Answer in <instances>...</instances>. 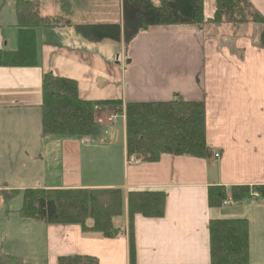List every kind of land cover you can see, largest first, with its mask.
<instances>
[{
	"label": "crops",
	"instance_id": "0c3cea01",
	"mask_svg": "<svg viewBox=\"0 0 264 264\" xmlns=\"http://www.w3.org/2000/svg\"><path fill=\"white\" fill-rule=\"evenodd\" d=\"M88 1L56 0L50 12L29 1L39 17L55 26L27 33L5 14L4 4L0 8V52L20 51L21 38L29 34L34 55L30 67L0 66V264L7 258L15 259L11 264H58L60 257L71 256L130 264L126 205L114 223L121 234L106 239L78 226H46L22 218L21 207L10 201L34 189H120L124 204L131 192L163 193L162 218H134V264H210V222L236 219L248 223V264H264V199L250 193L232 205L208 204L209 188L264 187V0H247L258 23L153 27L126 45L116 18L104 14L97 20L86 11ZM63 2L69 4L66 14ZM213 2L204 4L206 20L214 17ZM105 5L104 0L96 4ZM96 25H118L119 40H95L82 30ZM47 73L75 81L83 101L120 103L96 109L99 126L107 125L106 142L119 141L121 134L123 139L120 152L106 157L107 179L99 185L82 177L81 154L95 149L86 146L91 139L59 143L53 139L57 136L42 133L41 84ZM176 100L204 104L205 141L212 156L163 155L158 162H131L125 155V104ZM113 112L122 120L110 127ZM58 147L64 153L60 181L53 177L52 164L42 166Z\"/></svg>",
	"mask_w": 264,
	"mask_h": 264
},
{
	"label": "trees",
	"instance_id": "16d2710c",
	"mask_svg": "<svg viewBox=\"0 0 264 264\" xmlns=\"http://www.w3.org/2000/svg\"><path fill=\"white\" fill-rule=\"evenodd\" d=\"M124 31L126 40L138 32L153 27H178L204 23V0H125ZM212 20L221 23L230 13L237 22H245L250 6L247 0H216ZM61 10L68 13L69 4ZM16 19L21 32L36 28H52L55 22L39 17L35 5L17 0ZM95 40L118 41V25H96L82 28ZM27 37L29 34H25ZM21 38L20 51L0 52V66L30 67L34 55L31 37ZM264 44V33L261 34ZM33 64V65H32ZM42 133L44 136H100L98 113L101 106H118L119 101L89 102L79 98L75 81L52 73L42 77ZM119 110L116 111L118 113ZM125 155L147 162H158L163 155L209 159L211 149L205 141V108L203 103L183 100L157 103H127L124 106ZM256 192L264 199V187H233L208 189V204L219 208L223 201H242ZM127 208L129 260L134 264L135 247L133 221L136 216L160 219L164 215L165 195L159 192H131L120 189L26 190L19 214L22 218L42 222L46 226H78L82 232L114 239L121 234L115 220L121 219ZM210 264H248V223L246 220H214L209 224ZM2 264L15 262L7 258ZM58 264H97L86 256L60 257Z\"/></svg>",
	"mask_w": 264,
	"mask_h": 264
},
{
	"label": "rangeland",
	"instance_id": "374dc122",
	"mask_svg": "<svg viewBox=\"0 0 264 264\" xmlns=\"http://www.w3.org/2000/svg\"><path fill=\"white\" fill-rule=\"evenodd\" d=\"M29 1H35V2L39 3L40 10L42 12H50L52 10L51 5H52V3L54 4V1H55V5H56V0H29ZM97 1L98 0H89L85 4L86 11H88L89 13H92V15L95 18H97V20H102L104 14H106L108 17H112L113 19L116 18L117 24L118 25L120 24L119 26H121L123 31H125V29L127 28L126 27L127 26L126 19H125L126 1L125 0H104L106 5L103 8L96 6ZM204 1L206 2V0H204ZM213 1H214L213 6H214V12H215L216 0H213ZM151 2L153 5L159 6L158 0H151ZM2 4L5 5V8L3 9L5 14L7 13V15H9V17H12L14 20H16V18H14V17H16L15 16L16 0H0V8L2 7ZM207 7L208 6H206L204 8V13H203L204 16H205V14H207V15L209 14V9ZM205 9H206V11H205ZM119 11H122L120 18H118ZM212 19H213V17H212ZM204 21H205L204 23L192 24V25H187V26H195V25H200V26L201 25H213V26L217 25L218 26V25L222 24L223 22H230V24H232L233 26L240 24V22L234 21L232 19V16H230V13L222 18L221 23H215L214 21L212 22L210 20H206L205 17H204ZM246 21L258 23L250 11L247 14ZM227 24H229V23H227ZM187 26H184V27H187ZM77 35L78 34H76V32H73V36H77ZM67 36L71 37V32H68ZM135 37H133L129 41L126 40V42H124V44L125 45L129 44L130 41H132ZM140 39L145 40V38H141V37H140ZM113 113H115V112H113ZM117 119H118L117 122L122 120V118L119 114H118ZM117 124H119V122ZM106 126L107 125L105 122H103V124L101 123V125H100V136H98L95 139H91V142L89 144H86V146H90V147L95 148V149H91V152L88 153V155L85 153L87 156H89V158L87 159V156L84 154V152L81 154V156H82L81 160L83 161L82 165L84 166L83 167L84 168V175H82V177L85 180L89 179L91 183L96 184V185L101 184L102 181L107 179L106 170L109 167V165H108V161H106V157H110V156L114 157L116 154H118L120 152V149L122 147V142H123L122 141L123 139H121L122 134H121V136L119 135V137H118V138H120L119 141H117L115 143L106 142L107 141L106 139H109V137L104 136V133H103V131H104L103 129H105ZM53 139H59V140H57V141H59V143L61 142V139H79V141L84 140L81 137H58V136L53 137ZM62 151H63V149L61 150V147H58L57 151L56 150L53 151V155L51 156V161H50V159H46L48 161H44L43 162L44 164H42V166L44 168H45V165L47 166V165L52 164L53 177L56 175L59 178V181L61 180L62 171H63L62 169L64 167V163H63V161H64L63 154L64 153ZM114 159L115 158L111 159L112 164H113L112 166H110L111 170H114L116 168ZM30 164H32V163H30ZM16 195H19V197H12L10 203L11 204L15 203L16 206H18L20 208L21 203H22L23 193H19Z\"/></svg>",
	"mask_w": 264,
	"mask_h": 264
},
{
	"label": "built area",
	"instance_id": "2783aa9c",
	"mask_svg": "<svg viewBox=\"0 0 264 264\" xmlns=\"http://www.w3.org/2000/svg\"><path fill=\"white\" fill-rule=\"evenodd\" d=\"M116 119H117V114H116V113H112V114H110L109 117H108V126H110V127H114V126L116 125ZM105 134H106V132H105ZM213 157H214L215 159H217L219 156H218L217 154H215ZM130 161H131V162H134V161H136V160L133 159V158H130ZM251 196H252L253 198H260V195H259L258 193H256V192L251 193ZM232 204H233L232 200H231V199H227V200H225V201L222 203V207H223V206L232 205Z\"/></svg>",
	"mask_w": 264,
	"mask_h": 264
},
{
	"label": "bare ground",
	"instance_id": "6f19581e",
	"mask_svg": "<svg viewBox=\"0 0 264 264\" xmlns=\"http://www.w3.org/2000/svg\"><path fill=\"white\" fill-rule=\"evenodd\" d=\"M127 49V48H126Z\"/></svg>",
	"mask_w": 264,
	"mask_h": 264
}]
</instances>
